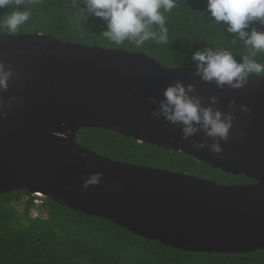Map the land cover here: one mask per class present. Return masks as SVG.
<instances>
[{
    "label": "water",
    "instance_id": "95a60500",
    "mask_svg": "<svg viewBox=\"0 0 264 264\" xmlns=\"http://www.w3.org/2000/svg\"><path fill=\"white\" fill-rule=\"evenodd\" d=\"M0 63L12 70L0 91V194L25 189L184 251L264 248L263 75L249 74L239 88H217L194 67H168L144 52L24 32L0 31ZM176 81L194 85L190 94L202 105L216 96L213 107L232 112L228 140L218 141L221 153L208 148L213 139L203 131L183 140L179 125L152 115L157 104L148 98L159 101ZM82 128L181 151L254 182L224 185L114 160L78 143ZM199 141L205 146L193 147ZM96 173L99 183H88Z\"/></svg>",
    "mask_w": 264,
    "mask_h": 264
},
{
    "label": "trees",
    "instance_id": "16d2710c",
    "mask_svg": "<svg viewBox=\"0 0 264 264\" xmlns=\"http://www.w3.org/2000/svg\"><path fill=\"white\" fill-rule=\"evenodd\" d=\"M83 7L84 0H19L18 4L12 0L7 8L0 9V17L13 10H27L30 18L17 33L52 34L63 41L144 52L168 67H194L192 52L206 46L228 48L238 62L247 54L242 44L231 45L234 34L224 32L223 24L212 22L206 0H176V7L164 13L168 42L150 40L139 48L129 41L117 45L103 37L105 23L91 14L83 18ZM251 26L264 30L259 22ZM0 31L6 32L2 27ZM256 59L264 63V53L257 54ZM76 141L118 161L194 174L224 185L254 182L181 151L139 142L108 129L82 128L76 133ZM33 198L25 189L0 194V264H264V248L230 254L184 251L48 198L44 214L34 217ZM21 201L24 207L17 211L15 203Z\"/></svg>",
    "mask_w": 264,
    "mask_h": 264
},
{
    "label": "clouds",
    "instance_id": "9594fccd",
    "mask_svg": "<svg viewBox=\"0 0 264 264\" xmlns=\"http://www.w3.org/2000/svg\"><path fill=\"white\" fill-rule=\"evenodd\" d=\"M12 0H0V9L7 8ZM19 0H17V4ZM176 7V0H84L80 9L83 18L91 14L100 18L106 25L102 35L114 44L121 45L129 41L137 48L145 42L154 40L157 43L168 42V30L164 13L171 12ZM163 10V11H162ZM206 10L217 26L223 24V31L234 34L231 45L242 44L247 54L240 57L238 62L233 51L228 48H213L206 46L192 52L194 75L206 83H215L217 88L229 86L242 87L249 74L264 75V63L256 57L264 53V30L252 27L254 22L264 25V0H206ZM201 16L203 12H199ZM30 11L13 10L10 14L0 17V27L8 33L16 34L21 26L30 18ZM12 70L0 63V91L6 90ZM195 92L194 85H185L180 81L164 88L162 99L152 112L154 117H162L165 121L180 126L181 139L203 131L213 139L208 148L213 153H221L219 140L227 142L232 128L234 116L232 112H221L213 107L217 103L216 96L208 98L204 106ZM234 108L235 102L230 101ZM244 112L248 109L240 106ZM205 142H194L193 147L202 148ZM99 173L92 174L88 183L98 184ZM88 183L83 186L87 187Z\"/></svg>",
    "mask_w": 264,
    "mask_h": 264
},
{
    "label": "built area",
    "instance_id": "2783aa9c",
    "mask_svg": "<svg viewBox=\"0 0 264 264\" xmlns=\"http://www.w3.org/2000/svg\"><path fill=\"white\" fill-rule=\"evenodd\" d=\"M32 196H34V198H33L31 215L34 217L40 216L43 210V205L45 203V197L39 195H32Z\"/></svg>",
    "mask_w": 264,
    "mask_h": 264
},
{
    "label": "rangeland",
    "instance_id": "374dc122",
    "mask_svg": "<svg viewBox=\"0 0 264 264\" xmlns=\"http://www.w3.org/2000/svg\"><path fill=\"white\" fill-rule=\"evenodd\" d=\"M23 207H24V201L15 203V208L17 209V211H21ZM43 214H44V209L41 212V215Z\"/></svg>",
    "mask_w": 264,
    "mask_h": 264
}]
</instances>
